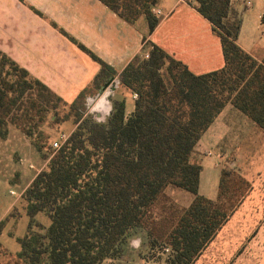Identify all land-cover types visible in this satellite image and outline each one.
<instances>
[{"label": "trees", "instance_id": "trees-1", "mask_svg": "<svg viewBox=\"0 0 264 264\" xmlns=\"http://www.w3.org/2000/svg\"><path fill=\"white\" fill-rule=\"evenodd\" d=\"M100 1L131 25L144 18L150 34L160 23L154 14L159 0ZM195 2L221 40L224 67L195 74L145 36L142 52L120 74L123 86L137 96L134 110L127 115L126 101H116L106 123L87 114L83 94L68 103L0 48V139L15 126L44 151L45 126L55 116L59 122L70 119L61 117L60 109L72 110L77 126L60 148L45 155L48 164L22 196L29 223L25 236L17 238L18 261L109 264L120 260L131 240L142 234L151 252L157 246L168 248L167 264H197L238 211L245 197L229 193L231 172L222 170L219 196L209 199L200 194L202 165L193 156L228 105L264 133V59L238 44L242 17L232 0ZM62 33L101 65L94 81L98 90L117 76ZM168 187L186 190L194 199L171 220L159 219L154 210ZM162 220L170 221V228H160Z\"/></svg>", "mask_w": 264, "mask_h": 264}, {"label": "crops", "instance_id": "crops-1", "mask_svg": "<svg viewBox=\"0 0 264 264\" xmlns=\"http://www.w3.org/2000/svg\"><path fill=\"white\" fill-rule=\"evenodd\" d=\"M24 1L26 6L20 0H0V25L9 32V39L3 42L4 45L0 43L4 52L65 101L72 103L101 73V65L65 36L62 33L64 31L117 72L112 91L103 89V92L109 93L110 115L114 102L125 100L127 94L132 95L135 102L137 96L123 86L120 74L144 48L143 38L148 30L144 18L141 19L143 24L131 25L100 0ZM248 1L232 0V7L242 17V25ZM161 3L164 6H160ZM28 7H32L31 10L35 13ZM158 7L164 17L154 33L148 37L149 40L175 59L182 61L195 74H205L224 67L221 40L213 32L211 23L197 11L195 0H160ZM36 12L47 17L51 24L42 22L43 19ZM162 28L163 33L156 38ZM242 30L243 26L238 44L258 59L255 56L256 49H249L242 43ZM16 34L21 46L18 52L11 51L12 45L8 43L12 40L15 42ZM28 45L32 47V52L25 49ZM48 52L57 58L48 61ZM262 52L264 54V49ZM37 54L42 57L41 63L36 58ZM131 113L127 111V115ZM110 115L105 118L104 123ZM256 133L258 138H252ZM259 137L264 144V133L258 126L233 105H228L204 134L193 156L194 161L202 165L200 194L216 200L219 196L222 170L219 163L231 155L239 158L241 153L252 151L249 144L255 143L256 140L257 145L260 144ZM214 169H219L218 191L214 195V190L210 189L209 194H206L202 188V176L205 174L209 182L208 172L211 173Z\"/></svg>", "mask_w": 264, "mask_h": 264}, {"label": "rangeland", "instance_id": "rangeland-1", "mask_svg": "<svg viewBox=\"0 0 264 264\" xmlns=\"http://www.w3.org/2000/svg\"><path fill=\"white\" fill-rule=\"evenodd\" d=\"M249 1H251L252 5H247L248 7H246L244 11L242 43L249 49H254V51L256 49L255 56L263 60L264 27L261 25V15L264 12V0ZM20 2L26 6L24 0H20ZM162 5L164 6V4L161 3L160 6ZM45 6L46 5L43 6L44 10L46 9ZM158 6L159 3L154 10V14L159 17L161 23L164 15L161 16L162 12L158 9ZM31 8L32 7H28L32 13H35ZM157 11H160L161 14H158ZM36 13L39 14L38 12ZM39 15L43 19L42 22L51 24V21L47 17L45 18L42 14ZM138 23H140V25L143 24L141 23V19L137 24ZM1 25L0 43H3L9 39L7 38L9 32ZM146 25L148 30L145 36L150 37L154 32L150 34L149 26L148 24ZM163 31V28L160 29L156 38H158ZM14 39L16 43L14 40L8 41V43L13 47H11V51L18 52L21 46H19L17 34L14 36ZM143 42H145V38H143ZM151 42L153 43V41ZM146 47L150 49L149 43L146 44ZM25 49L32 52V47L30 45L26 46ZM147 55L148 54H146V57ZM36 58L38 62L41 63L42 57H39V54L36 55ZM46 58L51 62L52 59L57 58V56L48 52ZM113 86H115L114 81H111L109 82L108 88H104L108 91H112V88H114ZM97 92L98 87L94 86V82H92L85 91L78 95V97L81 94H83L84 97L85 95H96ZM74 97L75 96H73V100L75 99ZM125 100L127 111L131 113L135 105L133 96L127 94ZM74 114L72 110L67 109L65 111L64 109H60L59 115L61 117L70 115V119L66 122H59L55 116L53 117L54 122L52 119L51 122L45 126L48 141L44 151H38L32 144L30 138L23 133L22 129L15 126H10L7 138L0 139V224L2 221L6 220L4 224L0 225V242L2 244V247H0V264H23L15 257L20 251L17 238L25 236L29 223L28 216L22 211V196L35 175L39 173V171H42L48 164L49 160L45 158V155L49 154L51 150L57 149L54 147V144L56 142L63 143L65 140L63 136L68 139L70 134L76 129L77 126L75 124ZM37 135L38 134L35 135L36 139ZM255 135L252 136V138L257 139V133ZM259 138L260 144L257 145V140L255 143L249 144L252 151L241 153L239 158L235 155H231L219 163V167L222 170L231 172L228 176L230 179L229 193H237L238 195L242 193L245 199L238 211L232 216L223 233L197 260V264H264V144L261 143V137ZM212 168H214V166H212ZM218 171L219 169H214L211 173L210 171L208 172L210 176L209 182L205 178L206 175L203 174L202 188L205 189L206 194H209L208 190L210 189L214 190V195L218 191L220 180L217 174ZM242 180L245 181L246 184H242ZM193 199L194 195L186 190L168 187L156 205L154 214L157 215L159 219L168 218L171 220V218L176 217L183 209L187 208L192 203ZM19 216L21 218H19ZM38 219L43 223H48V219L45 215H39ZM158 226L160 228H170V221L163 222L162 220L159 222ZM11 233H13L14 236H10ZM141 236L142 234H137L131 240L132 242L129 245V249L126 250L124 256L120 260L111 261L109 264H167L168 248L163 247L162 249H158L157 246V248L151 252L146 245L147 243L145 244ZM158 243H161V241Z\"/></svg>", "mask_w": 264, "mask_h": 264}, {"label": "clouds", "instance_id": "clouds-1", "mask_svg": "<svg viewBox=\"0 0 264 264\" xmlns=\"http://www.w3.org/2000/svg\"><path fill=\"white\" fill-rule=\"evenodd\" d=\"M110 100L107 91L98 95H85L84 108L86 112L93 116L97 123H103L105 118L110 115ZM138 243V242H134Z\"/></svg>", "mask_w": 264, "mask_h": 264}, {"label": "built area", "instance_id": "built-area-1", "mask_svg": "<svg viewBox=\"0 0 264 264\" xmlns=\"http://www.w3.org/2000/svg\"><path fill=\"white\" fill-rule=\"evenodd\" d=\"M247 5H248V6H251V5H252L251 1H248V2H247ZM157 13H158V14H161L160 11H157ZM147 57H148V55H147ZM63 138L66 140V137H65V136H63ZM65 140H64V141H65ZM60 143H61V142H56V143L54 144V147L57 148V149L60 148V146L62 145V143H61V145H60Z\"/></svg>", "mask_w": 264, "mask_h": 264}, {"label": "flooded vegetation", "instance_id": "flooded-vegetation-1", "mask_svg": "<svg viewBox=\"0 0 264 264\" xmlns=\"http://www.w3.org/2000/svg\"><path fill=\"white\" fill-rule=\"evenodd\" d=\"M101 92H103V89L102 90H98L96 95L100 94Z\"/></svg>", "mask_w": 264, "mask_h": 264}, {"label": "water", "instance_id": "water-1", "mask_svg": "<svg viewBox=\"0 0 264 264\" xmlns=\"http://www.w3.org/2000/svg\"><path fill=\"white\" fill-rule=\"evenodd\" d=\"M112 81H113V80H112ZM108 86H109V83H108V84H106L105 88H108Z\"/></svg>", "mask_w": 264, "mask_h": 264}]
</instances>
